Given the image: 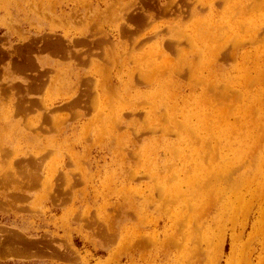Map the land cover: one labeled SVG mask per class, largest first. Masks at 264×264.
Returning <instances> with one entry per match:
<instances>
[{
  "label": "rangeland",
  "instance_id": "1",
  "mask_svg": "<svg viewBox=\"0 0 264 264\" xmlns=\"http://www.w3.org/2000/svg\"><path fill=\"white\" fill-rule=\"evenodd\" d=\"M232 1L0 0V264H264V136L244 142L252 127L264 128L251 124L264 114L255 106L238 118V138L205 143L203 129L185 131L180 122L188 111L221 106L225 77L236 83L229 104L239 108L251 97L240 94L243 80L251 76L254 92L263 83L252 80L264 68V0L246 12L228 9ZM228 21L238 27L235 39L204 40V30L225 32ZM259 27L257 42L247 38ZM238 32L247 39L238 42ZM45 36L65 42L63 53L44 48ZM157 41L172 61L186 52L200 69L157 71ZM207 44L221 46L219 54H208ZM87 90L78 113L53 110ZM213 124L209 132H219ZM18 233L37 250H24Z\"/></svg>",
  "mask_w": 264,
  "mask_h": 264
},
{
  "label": "bare ground",
  "instance_id": "2",
  "mask_svg": "<svg viewBox=\"0 0 264 264\" xmlns=\"http://www.w3.org/2000/svg\"><path fill=\"white\" fill-rule=\"evenodd\" d=\"M250 1H254V0H235V1H232V3L231 4H229L228 6H227V8L228 9H235V8H239L241 11H243V12H246L247 11V5H248V3H250ZM257 1V0H256ZM206 2V1H205ZM208 2H209V4H210V6H212L213 5V0H208ZM191 3V2H190ZM201 3H202V1H201ZM178 4V3H177ZM198 4V3H197ZM203 4V3H202ZM223 5V4H222ZM221 5V6H222ZM261 4H256L255 6H254V8L255 7H259ZM262 5H264V4H262ZM177 6V5H176ZM197 6V5H196ZM249 6V5H248ZM223 7V6H222ZM146 8V7H145ZM264 9V8H263ZM136 10V9H135ZM140 10V9H139ZM144 10V9H143ZM142 10V11H143ZM184 10V9H183ZM146 11V10H145ZM202 11V10H201ZM238 10H236V12H237ZM135 13V12H134ZM144 13V12H143ZM232 13H234V12H232ZM193 14V13H192ZM235 14V13H234ZM187 19V18H186ZM182 20V19H181ZM152 21V20H151ZM236 21H240V20H236ZM124 22V21H123ZM213 22V21H212ZM125 23V22H124ZM151 23V22H150ZM204 23V22H203ZM126 24V23H125ZM212 24H214V22L212 23ZM228 24H229V28L227 29V31H225V32H223V31H219L218 30V28L215 26V27H213L212 29L211 28H208V29H206V31L204 30V32H206V33H204V40H208L209 38L211 39L212 38V40H214L215 41V39L217 38V37H219V38H225V40L226 41H228V40H230V39H233V36H234V39L236 38L235 37V34H237V33H234L235 31H237V29H238V27L237 26H234L233 27V25H236V24H234V23H232V22H230V21H228ZM127 25V24H126ZM126 25H125V27H126ZM165 26V25H164ZM219 26H221V25H219ZM144 28V27H143ZM242 28V27H241ZM162 29V28H161ZM170 29H172V27L170 28ZM242 30V29H241ZM259 30H260V27L259 28H256V29H254V30H252L250 33H249V37H247V38H250L251 39V41H252V39L253 40H256V42H257V39H259V38H257L258 36H259ZM142 31H143V29H142ZM158 31V30H157ZM159 32H161L160 30H159ZM122 33V32H121ZM167 33V32H166ZM170 33V32H169ZM174 33V32H173ZM49 34H51V33H49ZM108 34V33H107ZM152 34H154V33H152ZM196 34V33H195ZM85 35V34H84ZM127 35V34H126ZM136 35V34H135ZM184 35V34H183ZM238 37H237V39L236 40H238V42L241 40H243L244 38H246V36H248L247 34H244V35H242V34H239V32H238ZM82 36V35H81ZM97 36H99V35H97ZM101 36V35H100ZM125 36V35H124ZM127 36H129V34L127 35ZM150 36V35H149ZM208 36H209V38H208ZM264 36V35H263ZM86 37V36H85ZM88 37H90V36H88ZM87 37V39H89ZM96 37V36H95ZM102 37V36H101ZM154 37V36H153ZM252 37V38H251ZM38 38V37H37ZM42 38V37H41ZM121 38H123V37H121ZM131 38V37H130ZM151 38H152V36H151ZM151 38H148V40L149 39H151ZM166 38H168V37H166ZM208 38V39H207ZM246 38V39H247ZM44 39H45V45H44V48H48V47H52V48H55V49H57V50H59V51H61L62 53H63V51H64V49H65V47L67 46V45H64V43L65 42H63L62 40H59L58 38H55V37H48V36H45L44 37ZM62 39H63V37H62ZM91 40L93 39V38H90ZM169 39H170V37H169ZM174 39H176V38H174ZM178 39V38H177ZM38 40H39V38H38ZM179 40V39H178ZM192 40H193V37H192ZM191 40V41H192ZM235 40V41H236ZM245 40V39H244ZM263 40V39H262ZM29 41V40H28ZM57 41V42H56ZM82 41V40H81ZM84 41V40H83ZM125 41V40H124ZM131 41V40H130ZM140 41H143V40H140ZM180 41V40H179ZM190 41V42H191ZM233 41V40H232ZM91 42H93V40L91 41ZM112 42V41H111ZM133 42H137V41H133ZM144 42H146V41H144ZM229 42V41H228ZM253 42H255V41H253ZM22 43V42H21ZM84 43H85V41H84ZM124 43V42H123ZM164 43V42H163ZM170 43V42H169ZM246 43V42H245ZM244 43V44H245ZM249 43V42H248ZM247 43V44H248ZM66 44V43H65ZM92 44V43H91ZM168 44V43H167ZM29 45V44H28ZM37 45V44H36ZM73 45V44H72ZM129 45V44H128ZM181 45V44H180ZM35 47L34 45H31V47ZM80 46V45H79ZM84 46V45H83ZM102 46H103V44H102ZM124 46V45H123ZM187 46V45H186ZM23 47V46H22ZM21 47V48H22ZM30 47V48H31ZM84 47H86V46H84ZM111 47H113L114 48V46H111ZM131 47V46H130ZM153 47H155L156 48V52L155 53H161L163 56V58H162V61H163V64L161 65V64H156V68H157V71H160L161 70V67L163 66L164 68L165 67H169V70L171 71V73H181V72H183L184 71V69H185V65L187 64L188 65V67L189 68H191V70L194 72V71H196L197 72V70L198 69H200V67L195 63V62H189V61H187V59H188V57H186L185 55H186V52L184 53V54H182V56H181V60H180V62H175V61H172V58L170 59V56H171V54H170V56L167 54V53H165V51L163 50V48H162V44H161V41H157V43H156V45L155 46H153ZM3 48V47H2ZM2 48H1V50H2ZM16 48V47H15ZM71 48H72V46H71ZM112 48V49H113ZM141 48H142V45H141ZM141 48H139V49H141ZM177 48V47H176ZM207 48H208V54H211V56H216V55H218L219 54V52H220V48H221V46H213V45H208L207 44ZM69 49V48H68ZM111 49V50H112ZM116 49V48H115ZM132 49H133V47H132ZM135 49V48H134ZM179 51H180V48H177ZM4 50V49H3ZM10 50V49H9ZM21 50V49H20ZM40 50V49H39ZM74 50V49H73ZM79 50H81V49H79ZM130 50V49H129ZM137 50V49H136ZM190 50V49H189ZM188 50V51H189ZM75 51V50H74ZM92 51V50H91ZM90 51V52H91ZM178 51V52H179ZM232 51V50H231ZM1 52V51H0ZM7 52V51H6ZM19 52H21V51H19ZM53 52L55 53L56 51H54L53 50ZM93 52V51H92ZM91 52V53H92ZM105 52V51H104ZM114 52V51H113ZM112 52V53H113ZM178 52H177V54H178ZM200 52V51H199ZM226 52V51H225ZM15 53V52H14ZM13 53V54H14ZM35 53V52H34ZM72 53V52H71ZM87 53V52H86ZM128 53V52H127ZM153 53V52H152ZM176 53V52H175ZM180 53V52H179ZM12 54V55H13ZM32 54H33V52H32ZM38 54V53H37ZM56 54V53H55ZM64 54H67V53H64ZM176 54V55H177ZM224 54V53H223ZM24 55H25V53H24ZM128 55H130L129 53H128ZM2 56V55H1ZM57 56V55H56ZM69 56V55H68ZM82 56V55H81ZM178 56V55H177ZM4 57V56H3ZM35 57V56H34ZM96 57V56H95ZM98 57V56H97ZM105 57V56H104ZM131 57V56H130ZM226 57V56H225ZM245 57V56H244ZM249 57H250V54H249ZM18 58H19V55H18ZM89 58H90V56H89ZM99 58V57H98ZM134 58V57H133ZM232 58V57H231ZM235 58V57H234ZM82 59V58H81ZM135 59V58H134ZM16 60V59H15ZM91 60V59H90ZM101 60V59H100ZM219 60V59H218ZM35 61H36V59H35ZM199 61V60H198ZM91 63V62H90ZM89 63V64H90ZM145 64H146V67L148 68V69H150V65L149 64H151V62H150V60H148V61H146L145 62ZM97 65H98V63H94V66L95 67H97ZM23 66V65H22ZM27 66V65H26ZM37 66V65H36ZM40 66V65H39ZM112 66V65H111ZM14 67V66H13ZM24 67V66H23ZM22 67V68H23ZM29 67V66H28ZM28 67H27V69H28ZM48 67V66H47ZM88 67H89V65H88ZM12 68V67H11ZM30 68V67H29ZM51 68V67H50ZM140 68V67H139ZM19 70H20V67L18 68ZM43 69V68H42ZM97 69H99V71L101 72L102 71V67L101 66H98V68ZM110 69H111V67H110ZM26 70V69H25ZM21 71H23V70H21ZM147 71H149V70H147ZM190 70H188V72H189ZM133 69H131V74H130V77H129V75H128V78H129V81H133ZM196 72H195V74H196ZM85 74H87L86 72H84ZM140 73H142V72H140ZM154 72H151V73H146L145 72V75H144V78L148 81V79L150 80V79H153L154 78V76L152 77V74H153ZM157 73V72H156ZM47 74V73H46ZM193 74V73H192ZM89 75V74H88ZM49 76V75H48ZM81 76H82V74H81ZM93 76V75H92ZM186 77H188V76H186ZM198 77V76H197ZM79 78H81V77H79ZM170 78L172 79V80H176L175 81V84L177 83L178 84V82H177V79H175L174 78V76H170ZM184 78V77H183ZM199 78H201V77H199ZM95 79V78H94ZM119 79V78H118ZM252 78H251V76H249V77H246L244 80H243V82H242V85H241V87L239 88V89H241V95H246V96H251L250 97V101L249 102H243V105L245 106L244 108H239V107H237V106H235V103H233V106L232 105H230L229 103L230 102H233V97L235 96V94L233 93H230V87H229V85H232V86H236V83L232 80V79H230V78H228V77H225V80H224V82H223V84H224V88L223 89H220V97L222 96L224 99H221L220 98V102H222L223 104L221 105V106H218L217 108H215L214 110H212L211 108H209V109H202V110H193L192 111V113H190V111H188L189 113L187 114V115H185V118L186 119H184V118H182V119H180V122L181 121H183L184 122V127H186L185 128V131L187 130V128H189V129H191V128H193V130L195 131V130H197V129H203V131L204 132H201V133H199V136L202 138L201 139V142L202 143H205V141H206V139H209L211 142H212V140H217V139H221L222 137H228L229 138V136L230 135H234V137L236 138H238L240 135H241V132H240V128H239V125H240V123L243 121L242 119H239L238 120V118L239 117H244V115H245V113L247 114V112H251L252 113V111H253V108L256 106L257 107V109H258V111H260L261 113H263L264 114V68H258V73H257V77L255 78H253V80H252V83H253V81H255V82H258V83H260V80L261 79H263V83L261 84V85H259V86H256V83L254 84V87H257V89H258V92H254V91H251L250 90V87H249V84L248 83H250V80H251ZM40 80V79H39ZM39 80H37V81H39ZM80 80V79H79ZM78 80V81H79ZM90 80L91 79H89V78H87V76L86 75H83L82 76V79L80 80V83L83 85V86H86V85H89V82H90ZM203 80V79H202ZM22 81V80H21ZM31 81V80H30ZM41 81V83H42V79L40 80ZM129 81L128 82H125V85L127 84V85H129ZM191 81H193V80H191ZM209 81H211V79H209ZM77 82V81H76ZM94 82V81H93ZM205 82V81H204ZM22 83V82H21ZM31 83H33V82H31ZM45 83V82H44ZM79 83V82H78ZM109 83V82H108ZM145 83V82H144ZM193 83H195V81L193 82ZM211 83H212V85H214V87H216V84H217V82H215V83H213V80L211 81ZM211 83H209V84H211ZM10 84L11 83H9V86H10ZM208 84V85H209ZM223 84H221V86L223 85ZM251 84V83H250ZM8 85V84H7ZM31 85V84H30ZM110 85V84H109ZM253 85V84H252ZM24 86V85H23ZM29 86V85H28ZM93 86H94V84H93ZM112 86V85H111ZM211 85H209V86H207L208 88L210 87ZM251 86V85H250ZM113 87V86H112ZM117 87V86H116ZM10 88V87H9ZM31 88H33V86L31 87ZM35 88V87H34ZM33 88V89H34ZM86 88V87H85ZM88 88V87H87ZM90 88V87H89ZM234 88V87H233ZM236 88V87H235ZM11 89V88H10ZM9 89V90H10ZM42 89V88H41ZM111 89V88H110ZM116 89V88H115ZM210 89H212V86H211V88ZM256 89V90H257ZM24 90H26V89H24ZM95 90V89H94ZM113 90H114V88H113ZM214 89H212V92H214L213 91ZM27 91V90H26ZM96 91V90H95ZM240 92V91H239ZM12 93V92H11ZM217 93V92H216ZM91 94H92V91H86L85 93H84V95H82V96H77L75 99H73V100H69L67 103H65L63 106H61L60 108H54L53 110H62L63 111V109H66V110H71V111H75V112H77L78 113V111L77 110H75V108L79 105V106H81V107H83V105L84 106H87L88 104H87V101H86V98H88L89 100L91 99ZM97 94V93H96ZM86 95H88V97H85ZM205 96H206V94H204ZM213 95V94H212ZM96 96V95H95ZM216 96H218V95H216ZM238 96H239V94H238ZM205 98H207V97H205ZM218 98V97H217ZM93 99V98H92ZM96 99V97L94 98V100ZM208 99H209V101L211 102V103H215L214 101H213V97L212 96H209L208 95ZM236 99V98H235ZM219 101H217L218 103H219ZM243 101V100H242ZM28 102V101H27ZM44 102V101H43ZM240 104V103H239ZM92 105V104H91ZM213 105H215V104H213ZM238 105V104H237ZM16 106H17V110H19V111H21V110H23V111H25L26 109H27V104L26 105H23V106H21V104L19 103V104H16ZM8 107L10 108V107H12V105H8ZM47 108V107H46ZM34 109V108H33ZM84 109V108H83ZM105 109V108H104ZM256 109V108H255ZM16 109H14L13 110V112L15 111ZM50 110H52L51 109V107H50ZM49 110V111H50ZM85 110V109H84ZM11 111H12V109H11ZM18 111V112H19ZM25 112H27V110L25 111ZM259 112V113H260ZM86 113H87V110H86ZM88 113H89V111H88ZM256 113V112H255ZM79 114H82V112H80ZM86 115V114H85ZM262 114H259V116L257 117V118H254V116L252 117V120H251V124H252V126H259L260 125V127H261V124L264 126V116H261ZM45 116V118L46 117H49L50 115H49V113H47L46 115H44ZM163 116V115H162ZM233 117H235V119L234 120H232L231 118H233ZM51 119V116L49 117V119H48V121ZM245 119H247V118H245ZM173 120V119H172ZM59 122V121H58ZM212 122H214V124H217L216 125V127L219 129V132L217 131V130H215V129H212L210 132H209V129H210V127H211V124H212ZM249 122V121H248ZM116 123V122H115ZM50 124H52V123H50ZM181 124V123H180ZM183 124V123H182ZM214 124L212 125L213 127H214ZM247 124V123H246ZM40 125V124H39ZM179 125V120H173V126H174V128H177V126ZM248 125V124H247ZM54 126H55V124H54ZM43 127V126H42ZM41 127V128H42ZM40 128V129H41ZM39 129V128H38ZM44 129H46L47 131H48V129L47 128H44ZM42 130H43V128H42ZM51 130V129H50ZM192 130V129H191ZM243 131V130H242ZM188 134V133H187ZM191 134V133H190ZM195 134V133H194ZM262 136H264V128L262 129V130H260V128H258V127H252V130H251V135H249V137L248 136H244V137H248V140L249 139H251V140H249V141H244V142H248V143H251L252 145H254V144H258V142L260 141V139H261V137ZM194 137V136H193ZM231 137V136H230ZM242 137V136H241ZM243 137V138H244ZM212 139V140H211ZM243 140V139H242ZM218 141V140H217ZM220 141V140H219ZM221 141H222V139H221ZM206 142H208V140L206 141ZM239 142V141H238ZM217 143V142H216ZM241 145H242V143H241ZM218 146V145H217ZM217 146H215V148L217 147ZM248 146V145H247ZM260 146V145H259ZM204 147V146H203ZM258 147V146H257ZM200 148H202V147H200ZM219 148V147H218ZM260 148H261V146H260ZM217 149V148H216ZM239 149V148H238ZM199 150V149H198ZM201 150V149H200ZM210 150H211V148H210ZM255 150H256V148H255ZM192 151V150H191ZM205 151V150H204ZM198 152V151H197ZM206 152V151H205ZM217 152V151H216ZM218 152H219V150H218ZM202 153H204V152H202ZM177 154V153H176ZM205 154H207V153H204L203 154V156L205 155ZM211 154V153H210ZM209 154V155H210ZM215 154V153H214ZM217 154V153H216ZM208 155V154H207ZM247 155V154H246ZM258 155V154H257ZM249 156H253V155H249ZM259 156V155H258ZM257 156V157H258ZM205 157V156H204ZM207 157V156H206ZM209 157V156H208ZM207 157V158H208ZM216 157V156H215ZM250 157V158H251ZM210 158V157H209ZM247 158V157H246ZM245 158V159H246ZM242 159V158H241ZM255 159V158H254ZM256 159H258V158H256ZM262 159V158H261ZM203 160H206L205 162H207V159H203ZM214 160V159H213ZM209 161V160H208ZM217 161V160H216ZM243 160H241V162H242ZM256 161V160H255ZM200 162V161H199ZM244 162H245V160H244ZM202 163V162H201ZM210 163V162H209ZM212 163H214V162H212ZM258 163V162H257ZM211 164V163H210ZM210 164H208V165H210ZM238 164H240V163H238ZM250 164H253L254 165V163H250ZM197 165V164H196ZM249 165V164H248ZM212 166V165H211ZM240 166H244V165H241L240 164ZM239 166V167H240ZM185 167V166H184ZM189 166H188V164H187V168H188ZM203 167V166H202ZM221 167H223V166H221ZM251 167V166H250ZM250 167H249V169H250ZM260 167V166H259ZM186 168V169H187ZM228 168V167H227ZM227 168L225 169V170H227ZM248 168V167H247ZM251 168H253L254 169V167L252 166ZM190 169V168H189ZM188 169V170H189ZM206 169V168H205ZM249 169H248V171H249ZM261 169V168H260ZM260 169H258L259 170V172H260ZM198 170V169H197ZM200 170V169H199ZM211 170V169H210ZM210 170H209V172H210ZM203 171V170H202ZM214 171V170H213ZM217 171H218V169H217ZM189 173H190V171H189ZM215 173V172H214ZM257 173V172H256ZM261 173V172H260ZM223 174V173H222ZM199 175V174H198ZM205 175V174H204ZM203 175V176H204ZM212 176H214L213 174H211ZM210 175V177H212ZM194 177V176H193ZM199 177V176H198ZM197 177V178H198ZM205 177V176H204ZM218 177H219V173H218ZM220 177H221V174H220ZM219 177V178H220ZM194 179H195V177H194ZM211 181V180H210ZM212 181H214V180H212ZM217 181H219V179H217ZM206 182V181H205ZM207 183V182H206ZM205 183V184H206ZM212 183V182H211ZM208 185V184H207ZM196 187V186H195ZM200 187V186H199ZM203 187V186H202ZM201 188V187H200ZM228 189V188H227ZM195 190V189H194ZM190 192H191V190H190ZM182 195V194H181ZM236 198V197H235ZM213 199V198H212ZM211 199V200H212ZM188 200V199H187ZM211 202V201H210ZM261 206V205H260ZM209 207V206H208ZM207 207V208H208ZM212 207V206H211ZM240 207V206H239ZM260 209V208H259ZM19 234V233H18ZM17 234V240H19V242H21L20 244H21V246L23 247V249L25 250V248H27V249H29V247H33L34 246V244H36V241H31V240H29V238H22L21 237V235L19 236ZM14 237V236H13ZM12 237V240L14 239V240H16L15 238L16 237H14L13 238ZM19 238V239H18ZM50 242H51V240H49ZM43 242V241H42ZM50 242H48V243H50ZM47 243V244H48ZM40 244V243H39ZM51 244V243H50ZM49 244V245H50ZM41 245V244H40ZM15 247V246H14ZM17 247V246H16ZM25 247V248H24ZM37 247H39V250H42V246H37ZM40 247H42L41 249H40ZM46 247H48V245L46 246ZM33 248H36V246H34ZM33 248H30V250H32ZM50 248V247H49ZM48 248V249H49ZM19 249H20V247H19ZM18 249V250H19ZM26 249V250H27ZM22 250V249H21ZM20 250V252H22ZM36 250H37V248H36ZM38 250V251H39ZM47 250V249H46ZM52 250V249H51ZM54 250V249H53ZM52 250V251H53ZM59 250V249H58ZM29 251V250H28ZM42 251H44V250H42ZM55 251V250H54ZM57 251V250H56ZM55 251V252H56ZM24 252H27V251H24ZM30 253H31V251H29ZM28 253V252H27ZM56 254V253H55Z\"/></svg>",
  "mask_w": 264,
  "mask_h": 264
},
{
  "label": "crops",
  "instance_id": "3",
  "mask_svg": "<svg viewBox=\"0 0 264 264\" xmlns=\"http://www.w3.org/2000/svg\"><path fill=\"white\" fill-rule=\"evenodd\" d=\"M47 62H52V63H54V65H60V63H58L57 61H50V60H46ZM45 61V62H46ZM64 64H68V63H64ZM29 84H27V87H25L26 88V90L28 91V93L29 94H32V95H38V92L40 91V89H39V87H36L34 84H31V85H29ZM33 86V88H31ZM44 89H45V87L42 89L43 90V92H44ZM77 97V96H76ZM76 97H73L71 100H73V99H75ZM67 101L68 100H59L56 104H55V106H57V107H61V106H63L65 103H67Z\"/></svg>",
  "mask_w": 264,
  "mask_h": 264
},
{
  "label": "flooded vegetation",
  "instance_id": "4",
  "mask_svg": "<svg viewBox=\"0 0 264 264\" xmlns=\"http://www.w3.org/2000/svg\"><path fill=\"white\" fill-rule=\"evenodd\" d=\"M158 5H162V4L160 3ZM179 6H180V4L178 3L176 7H179ZM172 9L175 10V8H172Z\"/></svg>",
  "mask_w": 264,
  "mask_h": 264
}]
</instances>
